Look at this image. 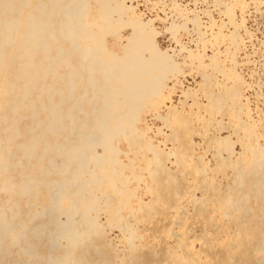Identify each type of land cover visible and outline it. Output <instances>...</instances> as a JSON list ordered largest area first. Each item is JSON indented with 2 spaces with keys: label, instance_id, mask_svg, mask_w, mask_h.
I'll use <instances>...</instances> for the list:
<instances>
[{
  "label": "bare ground",
  "instance_id": "6f19581e",
  "mask_svg": "<svg viewBox=\"0 0 264 264\" xmlns=\"http://www.w3.org/2000/svg\"><path fill=\"white\" fill-rule=\"evenodd\" d=\"M131 10L122 0H0V264L166 262L157 251L163 254L166 246L156 239L146 243L130 222L139 227V214L149 222L150 211L161 214L158 203L174 207L167 202L170 192L183 195L189 189L177 181L181 171L165 169L159 145L141 139L134 125L143 108L155 107L156 119L170 131L168 141L174 138L188 156L185 131L194 136L197 130L190 128L183 110L169 108L166 117L159 114L165 103L159 101L158 81L172 70L171 60L148 41ZM128 12L132 17L125 21ZM128 25L134 29L132 40L116 55L106 38ZM9 67L15 68L18 79L6 93L2 77ZM204 81L207 86L211 76ZM226 95H218L213 103L206 90L209 105L203 109L222 113ZM224 116L228 114L221 120ZM242 130L251 137V128ZM228 137L202 142H216L218 153L227 152ZM117 138L143 145L154 157L150 162L156 169H145L152 184L138 187L142 196L138 188L126 189L131 179L122 188L116 186L124 168L116 158L114 164L112 144ZM245 146L244 155L255 159L248 160L241 173L238 167L240 187L235 192L218 190L223 185L212 180L208 187L192 180L193 190L207 201H191L194 217L206 224L195 241L208 245L204 232L212 231L216 244H209L213 251L204 253L201 262L187 250L193 248L192 241L181 239L179 264L195 259L197 264H264V148ZM222 159L215 155L221 167ZM131 198L137 199V207L124 213L121 207L130 205ZM216 218L220 221L213 223ZM160 230L156 226L152 233ZM123 242L125 256L119 251Z\"/></svg>",
  "mask_w": 264,
  "mask_h": 264
},
{
  "label": "rangeland",
  "instance_id": "374dc122",
  "mask_svg": "<svg viewBox=\"0 0 264 264\" xmlns=\"http://www.w3.org/2000/svg\"><path fill=\"white\" fill-rule=\"evenodd\" d=\"M122 1L126 7L132 9L136 22L145 29L148 41L153 42L154 48L168 54L171 60L172 70L166 71L158 81L161 86L159 101L165 103V106L162 105L158 110L159 114L166 117L169 108L183 110L182 116L188 120L190 128L197 130L194 136H188L185 131L184 139L188 141L191 148L190 156H188L174 138L168 141L167 136L170 131L161 119H156L157 114L153 111L155 107L147 105L140 111V121L134 125L135 132L149 145H159L160 151L164 154L163 166L172 173L181 171L177 181L185 183L189 190L183 195L170 192L167 202L170 200L174 202V207H168L163 202L158 203L155 207L161 214L156 215L153 209L147 217L149 222L139 214L137 216L141 221L139 227L135 226L134 221H131L130 225L136 228V235L143 236V241L146 243L152 244L157 240L158 244L162 243L166 246L163 254L161 250H157L165 256L166 262L162 264H179L181 244L178 242H182L181 239L192 241L193 248L187 250L195 252L194 254L196 251L200 252L198 256L191 255L203 262L204 253L213 251L211 248L208 249V246L216 244L213 242L215 234L212 231L204 232L208 241L206 247L202 245L203 240L195 241L200 237L202 228L204 229L206 224L194 217V205L191 201L195 198L199 199L198 201L206 200L201 199V194L193 190L192 180H199L201 186L207 187L212 180L218 185L219 183L223 185L218 190L227 189V191L235 192L237 187H240V181L235 174L239 171L241 173L242 166L248 164V160L255 159L250 153H245L247 154L245 156L242 147L250 144L264 148V136L262 137L264 132V0ZM131 12L123 16L125 21L130 20ZM116 32L118 33L114 36L108 35L106 41L114 50V54L119 55L123 52L124 46L132 40L134 29L128 25L117 29ZM12 48V46L9 47V49ZM6 54L7 59L12 58L9 56L8 49ZM148 57L146 52L145 58ZM75 66L77 67V62ZM207 75L211 76V81L206 86L204 79ZM42 78L43 76L39 80ZM3 79L6 88L4 92L7 93L9 87L12 88L18 79L15 68L9 67ZM80 89L84 91L82 87ZM206 90L210 96H213L211 97L213 103L215 97L227 92L228 99L222 104V113H208L203 109L209 105L210 96L206 97ZM80 94L83 95L78 90V95ZM233 95H236L234 99L230 97ZM234 112L240 116H236ZM226 113L228 116H224L221 120V115ZM221 127L228 129L217 133L216 129ZM244 127L252 129L251 137L246 131L243 132ZM229 134L230 137H228ZM211 137L217 139L228 137V151L218 153L215 149L216 142L206 144L202 142L203 139ZM60 138L61 142L65 140L63 135ZM112 145L115 155L114 164L116 158L117 163H121L124 167L116 183L117 187L122 188V183L127 179H131V182L126 189L131 191H135L141 183L152 184L145 169L148 167L156 169V165L150 162L154 157L146 152L143 145L138 147L128 145L123 138L114 139ZM216 154L224 158L222 159L223 167L216 163ZM110 170H113V166H110ZM136 173L139 178H136ZM186 174L188 176H185ZM137 193L139 197L144 191L138 188ZM136 200L131 198L130 205L121 207L123 212L125 213L128 208L136 209ZM252 204L253 201L250 202V205ZM203 208L207 210L208 205ZM101 218L106 225L105 228L110 230L111 227L106 224L104 217ZM219 221L216 218L213 223ZM156 226L161 227L162 231L153 234L152 231ZM118 235V230L114 229V237ZM156 248L159 249V246ZM119 251L122 256H125L126 244L121 246ZM197 259L192 260V264H197Z\"/></svg>",
  "mask_w": 264,
  "mask_h": 264
}]
</instances>
